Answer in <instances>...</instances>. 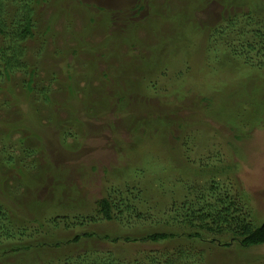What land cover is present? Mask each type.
<instances>
[{"label":"rangeland","instance_id":"obj_1","mask_svg":"<svg viewBox=\"0 0 264 264\" xmlns=\"http://www.w3.org/2000/svg\"><path fill=\"white\" fill-rule=\"evenodd\" d=\"M3 7L2 22L29 8L33 25L20 42L29 65L0 75V187L28 216L17 243H33L0 254V264H86L88 251L126 264L179 250L198 264H264V244L226 234L198 241L181 228L182 212L215 202L213 186L252 226L264 221V36L253 34L264 24V0ZM242 28L251 30L237 36ZM29 71L37 89H27ZM2 149L16 155L12 169ZM102 197L111 201L109 218L97 213ZM37 198L46 206L36 207ZM90 230L114 239L73 240ZM154 231L173 236L124 239Z\"/></svg>","mask_w":264,"mask_h":264},{"label":"trees","instance_id":"obj_2","mask_svg":"<svg viewBox=\"0 0 264 264\" xmlns=\"http://www.w3.org/2000/svg\"><path fill=\"white\" fill-rule=\"evenodd\" d=\"M5 0H0V15L3 13V2ZM24 3V2H23ZM262 8V4H258ZM252 10H250V13ZM23 16H19L15 21L9 23L2 22V18H0V35L4 41L0 42V75H4L5 77L9 76L12 72L18 69H26V66L29 65L26 60V50L24 51L20 46V42L25 40L28 36L32 35V18L30 15L29 8L23 11L21 14ZM242 22V21H241ZM243 27V23L241 24ZM247 27L250 28V23L247 24ZM255 32H253L256 39H262L261 35L264 36V24L260 26H254L253 28ZM251 29L244 30L242 28L237 32V36L244 35L246 32H250ZM256 41V40H255ZM254 42V40H253ZM264 42V41H263ZM258 43V42H257ZM254 43H249L245 48H253ZM21 47V50L18 48ZM25 56V58H24ZM35 71V70H34ZM33 72L29 71V76L27 80V89L33 90L37 89V86L32 85V75ZM40 89V88H39ZM38 89V90H39ZM44 98H47V93L40 89V91ZM72 133L69 132V135ZM4 158L2 159L3 166L5 168H13L14 161L16 160L15 154L11 152H7L2 149ZM26 152L27 149H24ZM6 154H5V153ZM29 152V153H28ZM32 150L30 149L27 153L32 155ZM7 158V159H6ZM20 164V163H19ZM21 165V164H20ZM34 165L31 163V167ZM21 177H23V173H19ZM44 175H49L43 172ZM54 177V176H53ZM2 178L0 172V179ZM2 185V182H0ZM56 184L53 182L52 189L47 192L49 194L55 193ZM216 186L210 188L208 194H211V198H215V202L211 204V202L204 201L199 209L196 211L188 212L185 211L183 213L182 219V227L189 228L187 232V237L200 240H205L207 237L211 241H213L212 236H222L225 234L232 239L238 240L241 245H254V244H264V221L261 222L258 226H252L250 221L247 219L245 215H243L242 211L238 208L237 202L230 198L229 195L222 196L220 193H216ZM35 195V193H34ZM16 196V195H15ZM36 198V197H35ZM51 196L48 197L50 200ZM17 197L11 196L8 193H5L3 186L0 187V254L2 257L5 256L6 251L10 253L18 252L21 250H28L30 248V244L32 243H21L18 244L16 241L17 238L22 239L15 229L20 228L24 229L23 223L28 220V216L25 214V210L21 207L17 202ZM32 201V199H31ZM185 202L183 203V205ZM32 207L35 205L32 202ZM46 206L43 200L39 201L38 198L36 200V207L42 208ZM97 206L99 207L97 213L104 214L106 218L110 217L111 210V201L106 197H102L97 201ZM36 209V208H35ZM186 210H188L186 208ZM38 213V212H37ZM49 218V217H48ZM86 219L88 221L92 220L90 214H86ZM37 220V218H36ZM31 220V229L33 234L32 237H36L38 234L37 228L33 225L34 223H38L39 220ZM54 219H50L49 223L51 224ZM47 221V220H46ZM130 222L129 220L126 223ZM82 223L78 221L77 224ZM53 224V223H52ZM22 226V227H21ZM194 228V229H190ZM211 235V236H207ZM80 236H86V238L91 239V245L95 246L94 241H99L100 239H109L111 240V236L108 234H96L93 230L84 232L83 235L76 234L73 240H78ZM173 236L171 232L164 231H154L149 232L145 235L136 234L133 236H126L125 240H141L147 242H153L155 240L166 239ZM114 239V238H112ZM29 241V240H28ZM223 245H229V242H221ZM55 245L59 243L55 242ZM91 247V246H90ZM93 249V248H92ZM91 249V250H92ZM95 251V250H93ZM175 252V251H173ZM167 252L168 255L165 259L162 256H157L152 254L151 251H147L142 258L135 259L133 261H129L126 264H198L194 257L190 258L189 254L183 250H179L178 252ZM9 253V254H10ZM172 256L175 260L169 258ZM64 261H66L64 259ZM86 264H123L121 262L114 263L112 261L109 262L108 257H104L102 254L94 255L92 251L86 252Z\"/></svg>","mask_w":264,"mask_h":264}]
</instances>
